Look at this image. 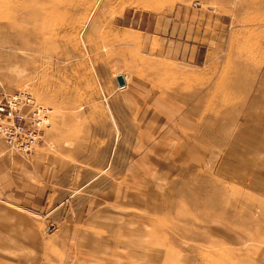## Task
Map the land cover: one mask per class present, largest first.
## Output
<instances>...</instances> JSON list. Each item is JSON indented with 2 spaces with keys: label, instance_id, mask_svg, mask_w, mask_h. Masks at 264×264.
<instances>
[{
  "label": "rangeland",
  "instance_id": "rangeland-1",
  "mask_svg": "<svg viewBox=\"0 0 264 264\" xmlns=\"http://www.w3.org/2000/svg\"><path fill=\"white\" fill-rule=\"evenodd\" d=\"M262 3L0 0V89L53 107L0 138V264H264Z\"/></svg>",
  "mask_w": 264,
  "mask_h": 264
},
{
  "label": "built area",
  "instance_id": "built-area-1",
  "mask_svg": "<svg viewBox=\"0 0 264 264\" xmlns=\"http://www.w3.org/2000/svg\"><path fill=\"white\" fill-rule=\"evenodd\" d=\"M53 107L40 102L28 89H0V138L21 153L31 152L52 126Z\"/></svg>",
  "mask_w": 264,
  "mask_h": 264
},
{
  "label": "crops",
  "instance_id": "crops-1",
  "mask_svg": "<svg viewBox=\"0 0 264 264\" xmlns=\"http://www.w3.org/2000/svg\"><path fill=\"white\" fill-rule=\"evenodd\" d=\"M259 2V1H258ZM257 2V3H258ZM257 16H259V7H257ZM260 15H261V18H263L264 17V4L262 3L261 4V7H260ZM177 24V23H176ZM178 27H180V28H182V26L181 25H174V29H176V28H178ZM262 30H264V24H262ZM174 39H176V40H178V38H177V36L174 38ZM200 57V55H199V53H197L196 54V56L195 55H192V58H199ZM126 79V78H125ZM263 79H261L258 83H257V87H258V92L255 94V96H259V95H263L264 96V84H263ZM197 85H198V83H197ZM241 87H244V88H247V85H240ZM174 96L176 97V96H178L176 93L174 94ZM190 96H192V98H190ZM202 96H204V99H203V101L204 100H207V98H208V96H209V92L207 91V92H200L199 90H194V91H192L191 93H189V94H187V95H185L184 96V99L185 100H187V101H191L192 103H191V106L190 107H192V105L195 103V102H197V99L199 98V97H202ZM254 97V96H253ZM252 97V98H253ZM192 99V100H191ZM202 101V102H203ZM251 101V100H250ZM248 102H245V100H244V102H243V104L244 105H246ZM201 103H199V105H200ZM250 104V102L248 103V105ZM199 105H198V107H197V109H196V111H194V112H190V114H191V118L192 119H196V120H198V118H195L194 117V115L198 112V109H199ZM247 105V106H248ZM261 105H264V102L261 104ZM111 106H113L114 107V101L112 102V104L110 103V105H109V109H110V113H111V117H112V119H113V124H114V109L111 107ZM189 107V108H190ZM244 116H245V120L246 119H253L254 120V124L252 125H248V126H244L245 127V129H242L241 131H240V133L238 134V138H239V142H244V143H246L247 145H249V146H255V149H256V151L257 152H259V150H260V152L261 153H263L264 152V111L262 112V114H261V116L260 117H250V116H248L246 113L244 114ZM236 117H238V116H236ZM258 123V124H257ZM259 123H260V125H259ZM72 126H74V128L77 126V123H76V121L74 120V121H72ZM53 133H54V131L51 133L52 135H53ZM242 135H245L244 137L242 136ZM5 141V140H4ZM6 142V141H5ZM7 144V143H6ZM79 145H81V144H79ZM8 146V145H7ZM10 149V148H9ZM11 151H14V150H12V149H10ZM52 160H53V158H52ZM245 163L246 162H248V161H246V160H243ZM53 163H55V162H53ZM257 174L258 173H256V181H255V183L257 184L258 182H259V180H261V178H259V177H257ZM261 174V173H260ZM263 177H264V175L263 174H261ZM258 185V184H257ZM259 186L260 187H262L260 184H259ZM78 187V186H77ZM77 187H75V188H73L71 191H74V190H76V188ZM76 191H78V189L76 190ZM75 191V192H76Z\"/></svg>",
  "mask_w": 264,
  "mask_h": 264
},
{
  "label": "water",
  "instance_id": "water-1",
  "mask_svg": "<svg viewBox=\"0 0 264 264\" xmlns=\"http://www.w3.org/2000/svg\"><path fill=\"white\" fill-rule=\"evenodd\" d=\"M117 81L119 83V85H125L126 84V79H125V76L123 74H119L117 75ZM80 197H76V199L73 200V202L76 203V201H78Z\"/></svg>",
  "mask_w": 264,
  "mask_h": 264
},
{
  "label": "bare ground",
  "instance_id": "bare-ground-1",
  "mask_svg": "<svg viewBox=\"0 0 264 264\" xmlns=\"http://www.w3.org/2000/svg\"><path fill=\"white\" fill-rule=\"evenodd\" d=\"M197 203V202H196Z\"/></svg>",
  "mask_w": 264,
  "mask_h": 264
}]
</instances>
